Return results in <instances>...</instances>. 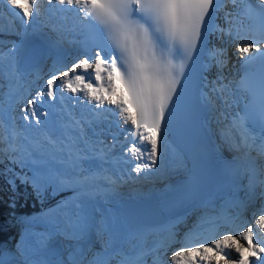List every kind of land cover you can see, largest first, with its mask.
I'll return each instance as SVG.
<instances>
[{
  "label": "snow or ice",
  "instance_id": "obj_1",
  "mask_svg": "<svg viewBox=\"0 0 264 264\" xmlns=\"http://www.w3.org/2000/svg\"><path fill=\"white\" fill-rule=\"evenodd\" d=\"M45 4L49 14L73 12L75 19L70 26L65 17L59 27L42 23ZM5 7L19 18V25L15 20L9 25L10 34L23 29L30 39L52 32L56 44L68 36L73 38L69 42L83 37V58L66 70L54 68L35 95L31 88H11L19 80L18 46L7 53L0 50V79L9 81L14 102L23 105L19 111L25 122L18 127L14 118L10 124L0 120V163L7 161L0 175L12 173L8 183L13 188L18 179L38 197L49 189L71 193L29 222L44 224L51 230L48 236L59 233L78 242L57 264H147L148 257L152 264H264V241H254L264 231V207L251 219L244 217L257 190L264 199V63L255 76L246 72L235 90L222 71L212 79L203 77L195 100L186 85L209 32L238 42L245 67L256 59L264 62V0H0V21ZM253 47L255 53L247 55ZM211 60L223 69L226 50L213 49ZM175 62L179 67L173 72ZM77 105L86 112L76 115ZM202 108L217 113L222 138L237 153L235 159L244 161L241 176L247 181L248 201L230 203L233 213L221 214L217 219L222 223L210 231L202 228L208 221L201 218L182 237L158 229L141 234L131 252L116 248L113 222L103 218L97 223L93 204L107 199L121 183L159 171L169 137L187 132ZM56 109L59 114L49 126L47 118ZM120 164L131 165L127 176L117 175ZM237 225L243 230L237 231ZM221 228L231 230L222 233ZM93 230L110 239L103 251L89 257L80 242ZM147 235L155 237L152 246L146 245ZM40 236V247L22 240L16 252L0 250V264H50L42 256L44 234ZM241 241L255 259L244 257ZM176 244L178 249L167 258Z\"/></svg>",
  "mask_w": 264,
  "mask_h": 264
},
{
  "label": "bare ground",
  "instance_id": "obj_2",
  "mask_svg": "<svg viewBox=\"0 0 264 264\" xmlns=\"http://www.w3.org/2000/svg\"><path fill=\"white\" fill-rule=\"evenodd\" d=\"M22 2L23 0H18V3ZM5 9L7 10V7H5ZM42 9L43 12L47 13L46 4L42 6ZM5 20L6 19L3 16V20L0 21V27L4 30H0V35H2L4 38L2 39L1 45H3V49H6V52H8L9 49L13 47V45L18 46V59L23 48L31 39H38L45 46V61L43 64H40L39 66L24 73L18 70L19 80L18 82H14V84L16 83L18 85V88H23L26 82L29 85L34 86V88L35 86L43 85L45 82V77H48L49 73H51L54 68L66 70L67 68H70L73 63L78 62L79 59L83 58L82 53L77 51L75 43L69 42L68 38H71V36H68L65 42L56 44V34L48 32V30L45 29V32H48V36L25 39L23 36V29H21V34L19 35L10 34L8 31V27L13 22V20H15V22L19 25L18 17L12 16V21L9 25ZM40 22L43 23L41 18ZM49 22L51 21L48 19V23ZM215 36V34L212 35L211 39L209 40V52H212L213 49L224 48L226 50V58L228 62L223 69H220L213 63L211 56H206L204 77L207 76L209 79L215 78L216 76H214V74H219L221 71L224 74V72L227 70L225 68L233 71L237 69V74L241 73L243 71L242 69L246 67L243 66L241 69H239V67L237 68L235 65L237 64L238 66L239 63L237 62V58L240 54H242L238 53V42L236 44L230 43ZM254 48L255 47H253V49ZM56 74L60 75V72H57ZM40 77H43L44 79H40ZM2 80L5 81L7 79L4 78ZM34 94L32 93L31 95ZM220 109L223 110L221 107ZM57 115L54 114L52 118L51 116L47 118L49 126H51V123L56 119ZM10 118L12 120L13 116ZM10 118L9 124L11 122ZM206 118L208 119H206L204 125L209 131L211 147L215 156L214 164L211 167L209 173L204 178L205 181L209 183L210 187L202 193V196L196 204L191 207L181 209L180 211L167 217L166 221L159 225L143 226L132 225L130 223V220L133 217V206L135 205L136 201H140L152 195H158L159 190H166L171 186L172 181L174 178H176L177 174H181L186 171V161L179 154L176 147L171 142V139H169L168 148L162 157L161 163L157 166L159 171L153 170L148 176H142L136 180H129L127 183L131 184V186L128 189L125 185H123L125 186V190L123 192H118L117 187L107 199L96 201L97 206L95 207V220L97 223H99L101 219L107 218L110 222H113L111 238L114 240L116 248L122 249L125 252H131L133 250V246L138 243L141 234L154 232L158 229H170L179 236L182 230H189V228L196 224L201 218H204L208 221V223L202 225V228L204 230L209 228L211 229L214 227L215 223H222V221L217 219L221 214L231 215L233 213L234 209L229 207L230 203L248 201L249 192L247 189V181L241 176L242 170L238 167L239 160L235 159L237 153L234 152L227 143H225L221 136V125L217 123V113L208 109ZM20 122L22 127L25 122ZM106 125L107 122L105 123L104 127ZM53 131H55V129H53ZM112 131H115L114 127L112 128ZM117 152H119V146L117 148ZM130 167L131 165L120 164L117 168V175L123 173L125 176H127L129 174ZM130 174L132 176L136 175L135 173ZM166 198L167 196L165 195H159L158 201H163ZM249 203L256 204V206H253L255 209L254 212L257 214H259L260 209L264 207V199L259 198L258 191L256 199ZM249 203H247V205ZM235 227L236 230H238V227ZM230 230V228H221L219 231L222 233H227ZM241 230L243 229L241 228ZM261 232L264 233V231ZM260 233L258 231L254 235V241H264V234L262 235ZM109 239L110 236L108 233H105L103 237H99L97 236L95 230H93L89 233L87 239L85 241H81L80 243L89 250L88 256L90 257L94 252L103 251L104 245ZM154 239L155 237L153 235H147L145 237L146 245L152 246ZM48 240L46 241L47 246L54 245L59 242V240L64 241L63 243L60 242V244L61 247L66 245V249H62V254L65 259L68 252L73 250L78 244L76 240L67 238L61 234L59 235L58 239ZM244 244L245 249L243 251V255L245 257L249 255V252L247 251L245 242ZM262 246H264V244H262ZM46 253L48 256L49 252ZM115 263V260H113V264ZM212 264H215V262H212ZM220 264H225V262L221 261Z\"/></svg>",
  "mask_w": 264,
  "mask_h": 264
},
{
  "label": "rangeland",
  "instance_id": "obj_3",
  "mask_svg": "<svg viewBox=\"0 0 264 264\" xmlns=\"http://www.w3.org/2000/svg\"><path fill=\"white\" fill-rule=\"evenodd\" d=\"M3 30L4 29H2V31ZM2 39H4V38L2 37V35H0V50L7 53L6 49L5 48L3 49V45H1ZM46 78H47V76L45 77L44 84L46 83ZM13 84L11 85V88H13V89L18 88V85L16 83L14 85ZM40 86L41 85H38V86H35V88H34V86H31L26 82L23 86V89L31 88V89H33V92L31 91V94L32 93L34 94ZM14 99H15V96H14V93L10 91L9 81L8 80L4 81V80L0 79V120L9 123V118L13 116V118L16 119L15 122H16L17 126L21 127L22 124L20 121H23V120H21L23 114L19 111V108L23 107V105L22 104L17 105L14 102ZM65 107L67 108L68 104H66ZM55 111H57L55 113V115L59 114V109H57ZM75 111H76V107L73 109L74 113H75ZM20 115H21V117H20ZM51 118H52V116H51ZM10 120H11V118H10ZM2 131L3 130L0 129V132H2ZM6 164H7L6 160L4 163H0V170H3L6 166ZM15 171H19V169L16 168ZM0 177L2 178L3 184L8 189H10L11 191H13L15 189V188H13V186L11 184L8 183V180L12 179V177H13L12 173H9L7 176L0 175ZM16 182H17V185H20L22 187H26L32 193V195L35 197V201L37 202L38 207H37L36 211H31L29 213H19L16 216V218L12 220V223H10V222L6 223L10 227V232H9V235L7 236V239L0 245V250L16 252V246L22 240L24 241V243L26 245H30L33 247H40V243H39V241L41 239L40 234H44V247L42 249V253L49 252V255L46 257H43V258L46 259L47 261H49L50 264H57V262L59 260L65 259L63 254H62L63 248L61 247V244H60L61 241L59 240V242H57L54 245H50V246H47L46 241L48 239H58L60 234L54 233L51 236H48L47 234L51 230L49 228H47L44 224H41V223H31L30 224L29 222L33 221L36 217L40 216L44 211L51 209V208H54L59 201H61L62 199H64L67 196H70L71 193L61 192L58 194H53L51 189H49L46 192L40 194V196L38 197L37 193L33 190V188L30 185L22 184L20 182V180H18V179L16 180ZM127 182H124V183H122V185L120 184L118 186V192L119 191L123 192L125 190V186L127 187V189L131 186V184H128ZM123 185H125V186H123ZM0 202L2 204H4L6 201L3 199V197L2 198L0 197ZM253 205L256 206V204H250V203L247 205V207L244 211V217L245 218L251 219L252 214L255 211ZM93 206H94V208L97 206L96 202L93 204ZM237 227H238L237 231H240L241 228L238 225H237ZM211 229L209 228L207 230L210 231ZM187 231L188 230H182L180 232L179 237H182L184 235V233ZM260 232L261 231H259V233ZM30 233H35V235H32ZM261 233H263V232H261ZM48 241H50V240H48ZM241 243H244V241H241ZM178 247H179V245L176 244V245H173L171 248H169L167 250L166 257L170 258L172 252L174 250L178 249ZM147 264H152V258L151 257H148Z\"/></svg>",
  "mask_w": 264,
  "mask_h": 264
},
{
  "label": "water",
  "instance_id": "obj_4",
  "mask_svg": "<svg viewBox=\"0 0 264 264\" xmlns=\"http://www.w3.org/2000/svg\"><path fill=\"white\" fill-rule=\"evenodd\" d=\"M45 59V46L38 39H34L26 44L21 55L17 60V68L21 72H28L29 70L39 66ZM157 197L150 196L140 201H136L133 206V217L130 220L132 225H159L166 221L165 217H157L159 208L156 204ZM143 211H150L154 217L142 219ZM47 253H42L46 257Z\"/></svg>",
  "mask_w": 264,
  "mask_h": 264
},
{
  "label": "trees",
  "instance_id": "obj_5",
  "mask_svg": "<svg viewBox=\"0 0 264 264\" xmlns=\"http://www.w3.org/2000/svg\"><path fill=\"white\" fill-rule=\"evenodd\" d=\"M0 197L6 201L4 204L0 202V245L7 239L10 232L8 222L16 218L19 213H29L37 210V202L32 193L26 188L17 185L15 182V189L11 191L2 182L0 177ZM15 203V207L11 204ZM6 224V225H5Z\"/></svg>",
  "mask_w": 264,
  "mask_h": 264
}]
</instances>
